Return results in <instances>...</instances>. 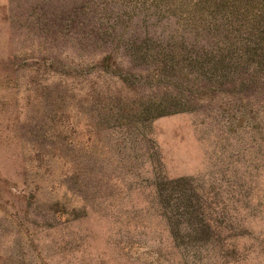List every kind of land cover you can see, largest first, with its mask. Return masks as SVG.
Returning a JSON list of instances; mask_svg holds the SVG:
<instances>
[{
  "label": "rangeland",
  "instance_id": "rangeland-1",
  "mask_svg": "<svg viewBox=\"0 0 264 264\" xmlns=\"http://www.w3.org/2000/svg\"><path fill=\"white\" fill-rule=\"evenodd\" d=\"M193 4L0 0V264H264V59Z\"/></svg>",
  "mask_w": 264,
  "mask_h": 264
},
{
  "label": "trees",
  "instance_id": "trees-1",
  "mask_svg": "<svg viewBox=\"0 0 264 264\" xmlns=\"http://www.w3.org/2000/svg\"><path fill=\"white\" fill-rule=\"evenodd\" d=\"M201 5L204 7L201 8ZM107 6H108L106 8L107 13L109 12L112 15L114 7L111 8L109 4ZM219 7H222L223 15L221 16V18L215 15V12L219 9ZM117 11L118 14H121L123 12L124 13L123 16H126L125 14H129L128 5L126 6L120 5L117 8ZM188 11L190 12V14H194L195 19L193 20V23L197 27L210 26L213 24V28L222 31H225L227 29H237V28L245 29V32L249 34V39L246 38L240 41L241 45L244 46V50H243L244 54L236 55L231 59V61L244 62L250 60L252 61L257 58L264 59V0H195V4L190 6L188 8ZM129 18L131 21H134L135 17L129 16ZM116 27H118V25H116ZM209 31L212 30L210 29L208 30V32ZM249 49H253V52H249L248 51ZM144 50L145 52L143 53L145 55H148L149 57L155 58L157 60L155 62L158 67L167 66L165 61L166 55L164 53L162 54L161 52L158 53L156 49H153V51H151L148 48H145ZM177 51L179 55L184 56L185 51L183 50V47L177 49ZM205 54L209 55L208 53ZM216 57L217 56L214 57L211 63L209 64L200 63V66L206 68V70L212 69L213 67L216 66V64L220 63V62H216ZM211 60L212 59H209V62ZM184 61L185 60H183V62ZM184 67H186L190 72L189 65H184ZM114 76L117 77L116 75ZM159 99L161 98L154 97L155 103H159L160 102ZM178 106H180V108H178ZM181 106L184 105H181L180 103L176 105L169 104L167 111V107L164 106V104L160 103L154 109L157 114L156 116H154V119L165 115H171L189 110L186 109V107L182 108ZM147 110L149 111V109ZM135 111L137 112L139 110L135 109ZM180 244L181 246L184 245V243H180Z\"/></svg>",
  "mask_w": 264,
  "mask_h": 264
}]
</instances>
